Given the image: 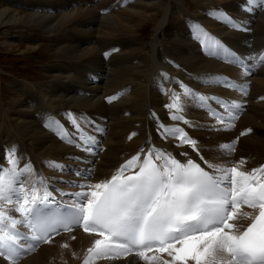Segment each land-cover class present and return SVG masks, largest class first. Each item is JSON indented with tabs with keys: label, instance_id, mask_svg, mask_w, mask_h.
<instances>
[{
	"label": "bare ground",
	"instance_id": "obj_1",
	"mask_svg": "<svg viewBox=\"0 0 264 264\" xmlns=\"http://www.w3.org/2000/svg\"><path fill=\"white\" fill-rule=\"evenodd\" d=\"M3 1L6 6L0 7V31L12 29L14 33L5 41V47L12 48L13 42L21 38L29 45L28 52L33 51L34 39L23 35L39 31L48 39V56L52 58L47 65L46 82L32 86L14 81L12 87L18 97L11 96L8 104H4L0 91V165L4 168L8 167L5 149L18 146L24 162L31 161L34 169L47 178L49 190L56 199L69 203L60 192L80 191L70 186L82 182L77 171L91 168L89 183L110 179L146 142L149 147L155 145L173 153L180 161L192 157L203 166L200 156L189 145L177 147L178 140L161 139L157 121L151 117L153 112L164 124L183 128L197 140L200 154L213 163L228 167L239 164L246 172L264 165V99H261L264 97V65L252 68L250 75H242L243 69L239 66L207 56L199 39L192 38L196 36V29L187 24L177 25L182 21L179 15L184 13L186 0ZM191 1L206 13L217 9L227 10L233 18L245 15L252 22L248 35L209 19L204 31L237 55H255L258 61L259 55L264 54V46L259 47L264 43V6L248 17L244 12L245 4L239 0ZM18 6L25 7L26 11L20 12ZM256 12L259 15H255ZM190 17L196 18V13ZM144 27H153L146 44L136 38V33ZM225 77L230 84L244 88L246 95L217 83ZM173 96L179 97L180 110L176 114H182L197 127L169 118L170 110L165 105L173 102ZM201 96L205 99L201 100ZM110 97H114L111 102ZM210 97L242 104L241 109H233L237 112L235 119L224 113L233 127L229 128L226 123L224 128L228 130H210L218 125L208 111H224L217 108ZM41 101L50 108L37 107ZM69 112L88 121L87 124L82 122L85 135L95 137L102 151L94 156L83 152L45 127L52 117L60 120L73 136H78L64 118ZM242 132L245 135L241 136ZM132 133L136 135L129 139ZM233 140H236L235 151L222 156L219 146ZM181 152L187 156L180 155ZM77 156L82 160H76ZM52 161L64 165L63 172L48 166ZM253 211L246 205L237 210L240 218L236 223L241 230L250 223L243 213ZM11 214L19 218L18 213ZM19 230L28 231L24 227ZM94 237L95 234L85 233L82 228L60 232L34 251H22L17 264H83ZM64 244L67 248L62 247ZM157 255L170 259L166 253ZM0 264L8 262L0 258ZM92 264L147 262L132 252L115 259H95Z\"/></svg>",
	"mask_w": 264,
	"mask_h": 264
},
{
	"label": "snow or ice",
	"instance_id": "obj_2",
	"mask_svg": "<svg viewBox=\"0 0 264 264\" xmlns=\"http://www.w3.org/2000/svg\"><path fill=\"white\" fill-rule=\"evenodd\" d=\"M262 6L264 0H245L244 10L255 12ZM214 18L226 27L250 31V26L223 11ZM193 28L199 29L197 38L207 56L239 66L242 75H250L252 68L264 65V54L259 55L258 61L255 55H237L199 25ZM217 83L246 95L244 88L230 84L227 77ZM181 87L186 88L184 84ZM108 99L111 102L114 97ZM208 99L224 110L208 111L218 125L210 130H228L224 128L228 123L224 113L235 119L233 109H241L242 104L218 97ZM178 100L179 97L173 96V102L165 105L170 110L169 118L197 127L182 114H176L180 110ZM151 117L157 121L161 139H176L177 147L189 145L200 156L203 166L192 157L180 161L173 153L155 145L149 147L146 142L110 179L89 183L91 168L77 171L82 182L70 186L80 191H61L60 195L69 201L63 203L49 190L47 178L34 169L32 162H24L18 146L6 148L4 159L8 167L0 165V258L8 264H17L22 251L31 252L41 243H49L61 229L71 232L79 227L85 233L95 234L83 264L132 252L147 264H264V165L246 172L239 164L228 167L213 163L200 154L197 140L183 128L164 124L155 112ZM64 118L78 136L52 117L45 127L67 144L93 156L103 150L95 137L85 135L82 122L88 121L83 116L69 112ZM233 126L228 123L229 128ZM135 135L132 133L129 139ZM235 144L233 140L220 145L221 155L235 151ZM75 159L82 160L79 156ZM48 166L61 172L65 167L55 161ZM241 205L254 210L243 213L250 223L242 230L236 223ZM12 212L18 213L19 218ZM20 227L26 228L27 233L20 231ZM62 247L67 248V244ZM150 252L153 254L148 255ZM158 253H166L170 259Z\"/></svg>",
	"mask_w": 264,
	"mask_h": 264
},
{
	"label": "rangeland",
	"instance_id": "obj_3",
	"mask_svg": "<svg viewBox=\"0 0 264 264\" xmlns=\"http://www.w3.org/2000/svg\"><path fill=\"white\" fill-rule=\"evenodd\" d=\"M239 1L245 4V0H239ZM186 2L187 4H184V7L186 8L184 9L183 15H179L182 21H180V23H177L178 26H182V25L185 26L187 24L189 27L193 29L192 24H196L197 22L200 28L205 30L206 27H204V25L207 24L206 23L207 19L213 22L218 21L215 20L214 17L217 16L219 12H214V10L223 11L227 13V10H217V9H210L206 13V11L199 10L195 6H193L191 0H186ZM4 5H5L4 1L0 0V7H4ZM18 9L22 13L26 11L25 7L23 6H18ZM244 12L248 17L252 15V13L249 11H244ZM194 13H196V18L190 17ZM255 15H259V12H256ZM234 18L242 22L243 24L250 26L251 28L252 22H250L249 25V20L246 18L245 15H239V16L235 15ZM152 28L153 27H144V29L139 30L138 33H136L137 36L136 38L138 40H142L141 43L143 42V44H146L148 38L150 37ZM38 32L39 31L31 32L29 34H26V36L25 34L23 35L24 37H31L34 39L32 46L34 47V49H32L33 51L28 52L29 45L26 44V42H24L21 38H18L19 40L13 42L12 48L9 49L5 47V44L7 43L5 41L10 36V34L12 35L14 33L12 29H10L9 32L5 30L0 31V91H2L1 96L2 98H4V104H8L6 102H9V99L11 101L12 99L11 96L18 97V93H15L14 92L15 89L12 87L14 81L21 83L24 82L25 84L36 86L37 84L46 82L47 78L49 77L47 74V65H49L52 60V58L48 56L47 46L49 45V42L48 39L41 32L39 33ZM247 32L248 31H244L243 33L242 32H238V33H241L243 35H248ZM198 33H199V29H196V36L192 38L193 39L197 38ZM262 46H264V43H262L259 47ZM36 47L39 48L36 49ZM248 47L250 48L249 45ZM233 48L235 47L233 46ZM236 50L239 51L238 49ZM245 55H247V53H245ZM103 59L105 62L108 61V59L105 58ZM204 74L210 75L211 73H204ZM44 98L46 97L44 96ZM37 107L50 108L49 105H46L44 101H41V104ZM232 114L237 116V112L235 111H233Z\"/></svg>",
	"mask_w": 264,
	"mask_h": 264
}]
</instances>
